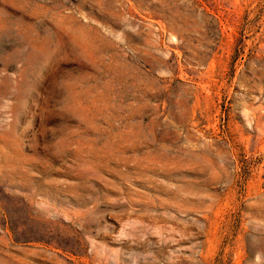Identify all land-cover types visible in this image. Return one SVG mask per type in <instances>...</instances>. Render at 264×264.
I'll use <instances>...</instances> for the list:
<instances>
[{
    "label": "rangeland",
    "instance_id": "rangeland-1",
    "mask_svg": "<svg viewBox=\"0 0 264 264\" xmlns=\"http://www.w3.org/2000/svg\"><path fill=\"white\" fill-rule=\"evenodd\" d=\"M11 262L264 264V0H0Z\"/></svg>",
    "mask_w": 264,
    "mask_h": 264
},
{
    "label": "bare ground",
    "instance_id": "bare-ground-1",
    "mask_svg": "<svg viewBox=\"0 0 264 264\" xmlns=\"http://www.w3.org/2000/svg\"><path fill=\"white\" fill-rule=\"evenodd\" d=\"M165 144H166V143H165ZM165 144H164V145H165ZM183 212H184V211H183ZM84 213H85V212H84ZM4 215H5V214H4ZM5 217H6V216H5ZM72 222H73V221H72ZM79 222H81V221H79ZM6 226H7V225H6ZM6 229H8V228H6ZM8 230H9V229H8ZM10 236H11V235H10ZM10 238H11V237H10ZM53 241H54V240H53ZM6 242H7V241H6ZM34 242H35V241H34ZM39 242H40V241H39ZM20 244H21V243H20ZM54 245H55V244H54ZM49 246H50V245H49ZM26 248H27V247H26ZM29 248H30V247H29ZM29 248H28V250H29ZM50 249H51V248H50ZM56 249H57V248H56ZM24 250H25V249H24ZM30 250H31V248H30ZM32 251H33V250H32ZM35 251H36V250H35ZM37 251H38V250H37ZM40 251H41V250H40ZM63 251H64V250H63ZM25 252H26V251H25ZM29 252H30V251H29ZM29 252H28V253H29ZM49 252H50V251H49ZM61 252H62V251H61ZM35 253L37 254V252H35ZM64 254H65V253H64ZM17 255H18V254H17ZM22 256H23V255H22ZM52 256H54V255H52ZM20 257H21V256H20ZM24 257H25V256H24ZM24 257H23V258H24ZM82 257H83V256H82ZM12 258H13V257H12ZM1 259H2V258H1ZM16 259L18 260V258H16ZM25 259H26V258H25ZM27 259H28V258H27ZM86 259H87V258H86ZM2 260H5V259H2ZM28 260H29V259H28ZM52 260H53V259H52ZM56 260H57V259H56ZM58 260H60V259H58ZM61 260H62V259H61ZM61 260H60V261H61ZM60 261H59V263H60ZM73 261H74V260H73ZM75 261H76V260H75ZM75 261H74V262H75ZM57 262H58V261H57ZM76 262H77V261H76ZM8 263H9V262H8ZM11 263H12V262H11ZM3 264H4V263H3ZM12 264H13V263H12ZM62 264H63V263H62Z\"/></svg>",
    "mask_w": 264,
    "mask_h": 264
}]
</instances>
